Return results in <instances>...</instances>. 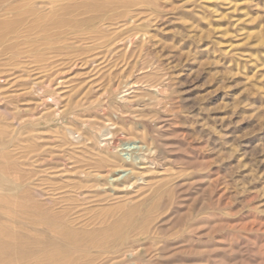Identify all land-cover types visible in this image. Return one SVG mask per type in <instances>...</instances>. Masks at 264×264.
<instances>
[{"label": "rangeland", "instance_id": "374dc122", "mask_svg": "<svg viewBox=\"0 0 264 264\" xmlns=\"http://www.w3.org/2000/svg\"><path fill=\"white\" fill-rule=\"evenodd\" d=\"M0 147V264H264V0H0Z\"/></svg>", "mask_w": 264, "mask_h": 264}, {"label": "bare ground", "instance_id": "6f19581e", "mask_svg": "<svg viewBox=\"0 0 264 264\" xmlns=\"http://www.w3.org/2000/svg\"><path fill=\"white\" fill-rule=\"evenodd\" d=\"M49 84V83H48ZM148 89V88H147ZM150 90H151V88H149ZM140 93V92H139ZM107 94V93H106ZM150 94V93H149ZM152 95V94H151ZM140 96V95H139ZM141 97V96H140ZM145 97V96H144ZM159 98V97H158ZM60 100V99H59ZM157 100V99H156ZM108 101V100H107ZM40 103V102H39ZM101 106H102V104H100ZM100 106V107H101ZM55 107V106H54ZM98 109H100L99 107H98ZM101 109H103V107L101 108ZM79 110V109H78ZM59 113V112H58ZM63 113V112H62ZM157 113V112H156ZM60 114V113H59ZM105 114V113H104ZM93 115V114H92ZM151 116V115H150ZM156 116V115H155ZM59 117V116H58ZM60 117H62V116H60ZM66 117H67V115H66ZM65 117V118H66ZM88 117H90V116H88ZM57 120V119H56ZM95 119H93V121H94ZM87 121H89L88 119H87ZM104 121V120H103ZM33 122V121H32ZM56 122V121H55ZM102 122V121H101ZM101 122H100V124H101ZM82 123V122H81ZM27 124H29V123H27ZM26 124V125H27ZM31 124V123H30ZM33 124V123H32ZM83 124V123H82ZM95 124H96V122H95ZM103 124V123H102ZM92 125V124H91ZM98 125V124H97ZM104 125V124H103ZM111 125V124H110ZM110 125H109V127H110ZM96 126V125H95ZM94 125H92V126H90V125H86L85 123L81 126V127H84V128H86L87 130H88V132L91 134V137H93V139L92 140H95V142H96V145L98 146V148L102 151V152H105L107 155H108V157H110L109 159H107L106 160V164H107V168L109 167L110 169H112L113 170V173L114 174H116V175H118L117 177L118 178H116V180L115 179H113V180H115V182H120L119 184L120 185H122V184H125V183H127L128 181H130L131 180V178H130V176H132V175H134L135 173H134V171H136L135 170V168H136V166H144L145 164H151V162H152V160H150L151 162H149L148 161V159H150V158H148L150 155H152L153 153H152V150H151V147L149 148L148 146L149 145H151V144H149V145H147V146H138V147H134V148H132V149H120L119 150V147H120V145L118 144V145H113L114 143H113V139H115V138H113L112 139V137H113V135H114V132H113V135H111V133H110V131L108 130L109 129V127H108V129H105L104 128V130H100L99 128H98V130L96 129L97 127H95ZM102 126V125H101ZM105 126V125H104ZM113 126V125H112ZM31 127V126H30ZM66 127V126H65ZM99 127V126H98ZM124 127V126H123ZM146 127V126H145ZM36 128V127H35ZM74 128H75V125H74ZM111 128V127H110ZM121 128V127H120ZM73 129V128H72ZM72 129L70 128V131H72ZM130 129V128H129ZM128 129V130H129ZM65 131V130H64ZM66 131H68V130H66ZM66 131H65V133H66ZM70 131H68V132H70ZM75 131H76V129H75ZM119 131H123V129L122 130H119ZM76 132H78V134H80L79 133V131H76ZM85 132H87V131H85ZM85 132H83L82 134H84ZM73 133V132H72ZM116 133V132H115ZM68 134V133H67ZM70 134H71V132H70ZM77 134V133H76ZM120 134V133H119ZM122 134V133H121ZM120 134V135H121ZM124 134V133H123ZM13 135V134H12ZM64 135V134H63ZM88 135V137H89V134H87ZM86 135V136H87ZM118 135V134H117ZM2 136V135H1ZM86 136H83L82 135V137H86ZM115 136H116V134H115ZM119 136V135H118ZM72 137L73 136H71V139H72ZM75 138H78L79 137V135H77V136H74ZM73 137V138H74ZM10 138V137H9ZM118 138H120V137H118ZM118 138H117V142H118ZM123 138V137H122ZM140 138V137H139ZM149 138V137H148ZM7 139V138H6ZM37 139V138H36ZM69 139V138H68ZM70 139V140H71ZM89 138H87L86 140H88ZM112 139V140H111ZM3 140V139H2ZM62 140V139H61ZM121 140V139H120ZM123 140H125V139H123ZM145 140V139H144ZM25 141V140H24ZM76 141V139L73 141V142H75ZM77 141H78V139H77ZM76 141V142H77ZM90 141V140H89ZM116 141V140H115ZM72 142V141H71ZM78 142H80V141H78ZM77 142V143H78ZM87 142V141H86ZM85 142V143H86ZM121 143V142H120ZM9 144V143H8ZM87 144V143H86ZM91 144V143H90ZM89 144V145H90ZM4 145V144H3ZM29 145V144H28ZM80 145V144H79ZM88 145V144H87ZM87 145H85V146H87ZM92 145V144H91ZM1 147H3L2 145H1ZM0 147V148H1ZM26 148V147H25ZM3 149V148H2ZM27 149V148H26ZM25 150V149H24ZM96 150V149H95ZM4 151V150H3ZM121 151H126V155L128 156V158H125V159H119V156L120 157H122V155H119L120 154V152ZM154 151V150H153ZM97 152V151H96ZM99 153V152H98ZM104 153V154H105ZM102 154V153H101ZM99 155H100V153H99ZM92 156V155H91ZM103 156V155H102ZM59 157V156H58ZM93 157V156H92ZM104 157H107V156H105L104 155ZM154 157V156H153ZM123 158V157H122ZM32 159V158H31ZM5 160V159H4ZM102 160V159H101ZM154 160V159H153ZM85 161V160H84ZM97 161V160H96ZM37 162V161H36ZM41 162V161H40ZM59 162V161H58ZM105 162V161H104ZM98 163V165H99V161H97V162H95V165ZM83 164H84V162H83ZM98 165H96L97 167H98ZM99 166H102L101 164L99 165ZM147 166V165H146ZM32 167V166H31ZM93 167V166H92ZM104 167V166H103ZM103 167H102V169L101 170H103ZM106 167V166H105ZM151 167H153V165L151 166ZM66 168V167H65ZM95 168V167H94ZM53 169V168H52ZM96 170V169H95ZM105 170V169H104ZM145 170V169H144ZM143 170V171H144ZM153 170V169H152ZM60 171V170H59ZM108 171H109V169H108ZM108 171H106V172H108ZM142 171V172H143ZM105 172V171H104ZM105 172V173H106ZM139 172V171H138ZM142 172H141V176H142ZM89 173V172H88ZM97 173V172H96ZM105 173H103V174H105ZM144 173V172H143ZM83 174V173H82ZM111 174V173H110ZM14 175V174H13ZM80 175V174H79ZM108 175V174H107ZM82 176V175H81ZM86 176V175H85ZM96 176H98L99 178H104L105 176H102L101 174H96ZM2 178V177H1ZM86 178H88V177H86ZM89 178H90V176H89ZM107 178V177H106ZM105 178V179H106ZM134 178V177H133ZM138 178V177H137ZM28 179V178H27ZM120 180V181H119ZM135 180V179H134ZM139 180V179H138ZM141 181V180H140ZM145 181V180H144ZM115 182H113V183H115ZM138 182V181H137ZM2 183V182H1ZM129 183H131V182H129ZM139 183V182H138ZM137 183V184H138ZM117 184V183H116ZM128 184V183H127ZM1 185V184H0ZM85 185V184H84ZM130 185V184H129ZM95 186V185H94ZM113 186H115L116 187V185H113ZM124 187H126L125 185H123ZM123 186H121V187H123ZM114 187V188H115ZM120 187V188H121ZM130 187V186H129ZM128 187V188H129ZM119 188V187H118ZM132 188V187H131ZM130 188V189H131ZM90 189V188H89ZM116 189V188H115ZM122 189V188H121ZM0 200H1V198H0ZM34 205V204H33ZM40 205V204H39ZM25 210V209H24ZM31 221V220H30ZM38 223V222H37ZM116 227V226H115ZM115 227H113V228H115ZM68 228V227H67ZM6 230V229H5ZM116 230V229H115ZM114 229H113V232L115 231ZM1 232V231H0ZM21 232V231H20ZM111 232V231H110ZM62 233V232H61ZM52 234V233H51ZM50 236V235H49ZM73 241V240H72ZM37 245V244H36ZM42 247V246H41ZM19 256V255H18Z\"/></svg>", "mask_w": 264, "mask_h": 264}]
</instances>
